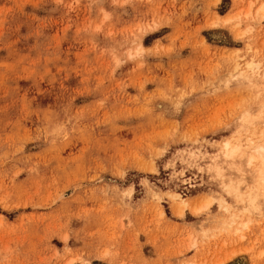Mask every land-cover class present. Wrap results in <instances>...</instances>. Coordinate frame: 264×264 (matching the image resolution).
Returning a JSON list of instances; mask_svg holds the SVG:
<instances>
[{"label":"rangeland","instance_id":"rangeland-1","mask_svg":"<svg viewBox=\"0 0 264 264\" xmlns=\"http://www.w3.org/2000/svg\"><path fill=\"white\" fill-rule=\"evenodd\" d=\"M263 5L0 0V264H264Z\"/></svg>","mask_w":264,"mask_h":264},{"label":"bare ground","instance_id":"bare-ground-1","mask_svg":"<svg viewBox=\"0 0 264 264\" xmlns=\"http://www.w3.org/2000/svg\"><path fill=\"white\" fill-rule=\"evenodd\" d=\"M259 13H261V15H260L261 17H264V5L261 7ZM226 16H228V15H226ZM226 16H221L218 18L216 17V20H217V21L215 20L216 24L221 18H224ZM246 17H250V11L247 13ZM221 20H223V19H221ZM224 21L228 22V21H230V18L226 17V19H224ZM214 25H215V23H214ZM249 67L252 68L253 66L250 64ZM244 120H247V122L251 121L248 118V116ZM239 148L240 147H239L237 142H232L230 140H227L224 142V144L221 146V148L218 149V151H217L218 153L208 155L206 157L208 173L219 181L220 185L222 186V188H224V190L226 192H228L229 194H231L233 197H235L238 200L242 199L246 194L250 195L251 190L249 189L246 192L242 191L241 187L243 184H245L244 176L241 177L240 181H235L231 176H228V171L229 170H236L240 175H243V174L245 175L244 169L241 168V165H242L241 162L243 160H245V158H246L248 166H251V165L255 166V153L258 155V157L260 159L259 165L264 166V140L256 143L254 140L249 139L243 150H241ZM238 166H240V168L242 169V173L238 169ZM258 178L260 181H262L264 183V170L262 171V173L259 174ZM176 197H179V195L175 196L174 198H176ZM215 201H217L221 207H224L225 210H227V211L229 210L225 206L226 203L222 199L214 198L213 196H209L206 199V201L203 203V207L200 210L203 209V211H204V209L205 210L209 209L210 206ZM187 206H188L187 201H183L182 203H179L177 208H176L177 209L176 214L178 216H182L184 214V212L186 211ZM69 264H71V263H69Z\"/></svg>","mask_w":264,"mask_h":264}]
</instances>
